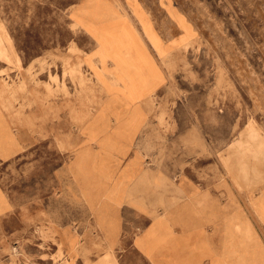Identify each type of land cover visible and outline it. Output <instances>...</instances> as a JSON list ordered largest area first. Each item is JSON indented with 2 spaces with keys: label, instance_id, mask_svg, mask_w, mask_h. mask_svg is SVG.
I'll return each mask as SVG.
<instances>
[{
  "label": "rangeland",
  "instance_id": "1",
  "mask_svg": "<svg viewBox=\"0 0 264 264\" xmlns=\"http://www.w3.org/2000/svg\"><path fill=\"white\" fill-rule=\"evenodd\" d=\"M152 222L264 264V0H0V264H150Z\"/></svg>",
  "mask_w": 264,
  "mask_h": 264
},
{
  "label": "crops",
  "instance_id": "2",
  "mask_svg": "<svg viewBox=\"0 0 264 264\" xmlns=\"http://www.w3.org/2000/svg\"><path fill=\"white\" fill-rule=\"evenodd\" d=\"M133 76L127 74L125 77V93L129 95L130 102L140 99V94L134 91L137 79ZM116 80L115 77L110 76L103 79L101 83L112 85ZM121 122L137 123L139 121L133 117L132 119L122 118ZM197 215L196 212H190L188 219L198 221ZM202 225L200 222L188 223L184 228H176L172 231L168 229L173 232L169 235L164 232L165 229L159 228L160 225L157 222H152L142 231L134 234L132 247L150 264H212L216 259L214 255L216 249L221 251V239L216 238L215 234L207 233L208 231L202 228Z\"/></svg>",
  "mask_w": 264,
  "mask_h": 264
}]
</instances>
